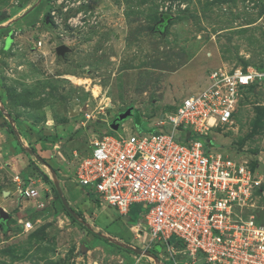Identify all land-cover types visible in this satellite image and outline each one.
Wrapping results in <instances>:
<instances>
[{
    "label": "rangeland",
    "instance_id": "obj_1",
    "mask_svg": "<svg viewBox=\"0 0 264 264\" xmlns=\"http://www.w3.org/2000/svg\"><path fill=\"white\" fill-rule=\"evenodd\" d=\"M248 67L264 70V0H0V264H206L145 241L147 208L121 217L73 174L96 136L157 133L211 72ZM203 140L256 170L249 211L264 225V84ZM16 178L39 197L19 198Z\"/></svg>",
    "mask_w": 264,
    "mask_h": 264
},
{
    "label": "built area",
    "instance_id": "obj_2",
    "mask_svg": "<svg viewBox=\"0 0 264 264\" xmlns=\"http://www.w3.org/2000/svg\"><path fill=\"white\" fill-rule=\"evenodd\" d=\"M262 84L264 70L211 72L204 90L149 128L157 133L96 136L90 154L78 159L74 181L121 216L134 205L147 208L149 243L180 241L185 254L206 264H264V225L249 211L263 180L241 158L207 153L203 140L233 124L245 93ZM30 181L24 187L16 178V192L35 200L40 193ZM22 228L34 225L26 221Z\"/></svg>",
    "mask_w": 264,
    "mask_h": 264
},
{
    "label": "water",
    "instance_id": "obj_3",
    "mask_svg": "<svg viewBox=\"0 0 264 264\" xmlns=\"http://www.w3.org/2000/svg\"><path fill=\"white\" fill-rule=\"evenodd\" d=\"M68 48L66 47V46H60L59 48H57V53H58V55H61V56H64L67 52H68ZM127 119L128 118H130L131 116H128L127 114H126V116H125ZM9 118V117H8ZM123 119V118H122ZM118 127L116 126V129H117ZM37 159H39V160H41L39 157H37ZM55 188H56V191H57V194H58V196H59V198H60V200H61V202H62V204H63V206H64V208L67 210V212L71 215V216H73L75 219H76V214L73 212V210L70 208V206H69V204H68V202L66 201V199H65V197H64V195H63V192H62V190H61V188H60V186H59V184L55 181ZM9 218H10V216L4 211V210H0V222H6V221H8L9 220ZM131 249H133V248H131ZM134 250V249H133ZM136 252L138 253V254H142L143 252H142V250H136Z\"/></svg>",
    "mask_w": 264,
    "mask_h": 264
},
{
    "label": "trees",
    "instance_id": "obj_4",
    "mask_svg": "<svg viewBox=\"0 0 264 264\" xmlns=\"http://www.w3.org/2000/svg\"><path fill=\"white\" fill-rule=\"evenodd\" d=\"M252 88V87H251ZM250 88V89H251ZM69 215V217L75 222L76 221V219L73 217V216H71L70 214H68ZM122 217V216H121ZM128 222L130 223V224H133V225H136V222H134V221H132V220H128ZM1 224H5L6 222H0ZM258 223H260L259 221H258ZM261 224V223H260ZM169 244L171 245V246H173V245H175L176 244V242H175V240H170L169 241Z\"/></svg>",
    "mask_w": 264,
    "mask_h": 264
},
{
    "label": "crops",
    "instance_id": "obj_5",
    "mask_svg": "<svg viewBox=\"0 0 264 264\" xmlns=\"http://www.w3.org/2000/svg\"><path fill=\"white\" fill-rule=\"evenodd\" d=\"M29 179H30V178H29ZM35 182H37V180H35ZM34 188H35V185H34ZM19 198H21V197H19ZM22 199H23V198H22ZM116 211H117V210H116ZM130 212H131V211H130ZM130 212H129V213H130ZM118 214H119V213H118ZM119 216H121V215L119 214ZM127 216H128V215H125V216H122V217H127ZM129 226H130L129 229H130V228L133 229V228H135L136 226L140 228L141 225H140V224H138V225H132V224H130Z\"/></svg>",
    "mask_w": 264,
    "mask_h": 264
}]
</instances>
